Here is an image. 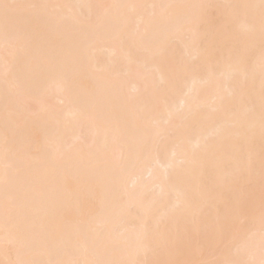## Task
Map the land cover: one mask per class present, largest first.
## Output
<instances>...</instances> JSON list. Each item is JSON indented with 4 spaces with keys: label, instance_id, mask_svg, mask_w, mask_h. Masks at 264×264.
I'll list each match as a JSON object with an SVG mask.
<instances>
[{
    "label": "bare ground",
    "instance_id": "6f19581e",
    "mask_svg": "<svg viewBox=\"0 0 264 264\" xmlns=\"http://www.w3.org/2000/svg\"><path fill=\"white\" fill-rule=\"evenodd\" d=\"M0 3V264H264V0Z\"/></svg>",
    "mask_w": 264,
    "mask_h": 264
},
{
    "label": "snow or ice",
    "instance_id": "6c2138e0",
    "mask_svg": "<svg viewBox=\"0 0 264 264\" xmlns=\"http://www.w3.org/2000/svg\"><path fill=\"white\" fill-rule=\"evenodd\" d=\"M15 7H18V6L11 5V4H8V3H0V9L3 10L4 19H5L6 23L8 22V20L10 18V10L15 8Z\"/></svg>",
    "mask_w": 264,
    "mask_h": 264
}]
</instances>
